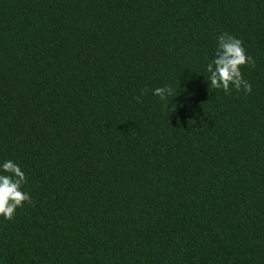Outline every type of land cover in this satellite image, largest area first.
Instances as JSON below:
<instances>
[{
	"label": "trees",
	"instance_id": "obj_1",
	"mask_svg": "<svg viewBox=\"0 0 264 264\" xmlns=\"http://www.w3.org/2000/svg\"><path fill=\"white\" fill-rule=\"evenodd\" d=\"M225 32L250 94L206 81ZM6 160L0 264H264V0H0Z\"/></svg>",
	"mask_w": 264,
	"mask_h": 264
},
{
	"label": "clouds",
	"instance_id": "obj_2",
	"mask_svg": "<svg viewBox=\"0 0 264 264\" xmlns=\"http://www.w3.org/2000/svg\"><path fill=\"white\" fill-rule=\"evenodd\" d=\"M245 67H255V59L247 54L241 40L225 32L217 38L214 58L206 65L205 78L210 89L222 90L229 95L233 90L250 94L252 86L242 73ZM153 95L160 99L170 114L177 111L178 106L173 103L175 99L169 103L170 97L179 96L171 86L157 87ZM135 99L143 103L139 96ZM27 182L26 174L13 160H6L0 165V217L12 221L18 209L25 204H33L31 194L24 191Z\"/></svg>",
	"mask_w": 264,
	"mask_h": 264
}]
</instances>
